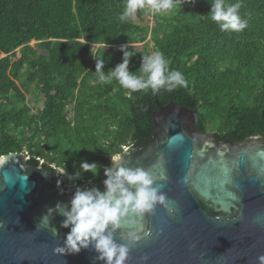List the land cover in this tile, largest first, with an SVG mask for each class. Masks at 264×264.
I'll use <instances>...</instances> for the list:
<instances>
[{"label": "trees", "instance_id": "16d2710c", "mask_svg": "<svg viewBox=\"0 0 264 264\" xmlns=\"http://www.w3.org/2000/svg\"><path fill=\"white\" fill-rule=\"evenodd\" d=\"M124 2L0 0V156L25 153L29 165L68 175L81 161L95 162L96 176L63 179L103 190V169L125 148L151 141L149 109L169 102L193 110L200 133L235 143L264 137V0H240L248 26L239 32L221 31L211 20L212 0H179L150 16L152 27L142 26L149 16L143 10L120 22ZM126 44L136 52L130 72L140 75L142 56L158 50L187 87L128 95L114 79L100 82L95 58L102 57L107 74ZM31 94L40 107L30 105Z\"/></svg>", "mask_w": 264, "mask_h": 264}, {"label": "water", "instance_id": "95a60500", "mask_svg": "<svg viewBox=\"0 0 264 264\" xmlns=\"http://www.w3.org/2000/svg\"><path fill=\"white\" fill-rule=\"evenodd\" d=\"M149 111L151 141L125 148L109 167L147 171L168 207L157 204L145 216L150 234L130 246L126 264H258L264 255V137L235 143L200 133L195 112L173 102ZM29 159L25 153L0 156V264H102L91 247L54 253L69 229L60 227L59 213L47 214L58 203L67 206L77 188L90 187L67 184L63 170L33 167ZM119 231L114 239L122 243Z\"/></svg>", "mask_w": 264, "mask_h": 264}, {"label": "clouds", "instance_id": "9594fccd", "mask_svg": "<svg viewBox=\"0 0 264 264\" xmlns=\"http://www.w3.org/2000/svg\"><path fill=\"white\" fill-rule=\"evenodd\" d=\"M178 2L179 0H125L118 19L122 23L128 22L135 17L138 10L155 16L173 9ZM185 2L192 3L194 0ZM240 7V0L236 3L212 0L207 15H210L221 31L239 32L248 26V21L239 14ZM119 50L122 60L107 74L103 70L105 62L102 57L95 58V73L100 82H111L114 79L121 88L128 90V95L149 89L157 93L162 88L171 91L177 87H187L183 73L169 70V61L162 52L157 50L151 55L142 56L138 69L140 75H135L129 71V61L136 52L129 51L128 44L122 45ZM112 160L118 162L119 157H113ZM98 169L95 162L81 161L78 171L68 175L65 170L63 174L69 180H79L83 173L96 176ZM103 172V190L95 187L77 188L67 206L58 203L55 208L48 210L47 214L59 213L63 217L60 227L69 229L63 244L53 252L63 256L72 255L91 247L96 253L97 262L126 264L130 246L136 244L142 236L147 237L150 234L143 223L145 216L157 204L166 208L168 205L161 187L153 186L154 179L147 171L117 166L115 169L105 167ZM168 210L172 211L171 208ZM117 230H120L119 240L122 243H117L114 239ZM256 259L258 264H264V255Z\"/></svg>", "mask_w": 264, "mask_h": 264}, {"label": "rangeland", "instance_id": "374dc122", "mask_svg": "<svg viewBox=\"0 0 264 264\" xmlns=\"http://www.w3.org/2000/svg\"><path fill=\"white\" fill-rule=\"evenodd\" d=\"M143 21H144V22H142V26H143L144 24H148V25H150L151 27L154 25V22H153V20H152V18H151L150 16H145ZM33 44H34V43H32V45H33ZM135 47H140V48H141L142 45L137 44V45H135ZM17 56H18V55H17ZM26 98L32 101L31 104H30L31 106H33V107H40L39 104H36V103L33 101L32 94H31V95H27ZM35 100H37V101L40 103V105L42 104L41 96H39V97H38L37 99H35Z\"/></svg>", "mask_w": 264, "mask_h": 264}, {"label": "flooded vegetation", "instance_id": "af4514ba", "mask_svg": "<svg viewBox=\"0 0 264 264\" xmlns=\"http://www.w3.org/2000/svg\"><path fill=\"white\" fill-rule=\"evenodd\" d=\"M61 178L63 179V176Z\"/></svg>", "mask_w": 264, "mask_h": 264}]
</instances>
